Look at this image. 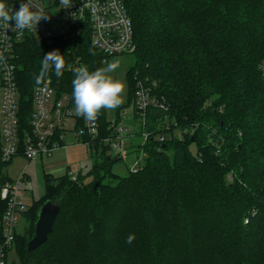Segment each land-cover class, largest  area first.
I'll return each instance as SVG.
<instances>
[{"label": "trees", "instance_id": "1", "mask_svg": "<svg viewBox=\"0 0 264 264\" xmlns=\"http://www.w3.org/2000/svg\"><path fill=\"white\" fill-rule=\"evenodd\" d=\"M125 3L137 49L128 104L116 115L133 105L140 123L139 81L167 109H150L145 129L136 126L137 136L143 129L150 134L135 145L143 155L137 173L117 174L122 157L95 143L97 157L78 181L68 173L46 176V193L33 201L16 237L19 264H264V0ZM48 49L32 36L17 48L25 124ZM58 50L63 76L48 73L58 93L72 91L74 72L65 65L76 57L90 71L105 66L88 35L65 40ZM99 114L105 134L108 110ZM47 200L61 209L48 241L29 252Z\"/></svg>", "mask_w": 264, "mask_h": 264}, {"label": "built area", "instance_id": "2", "mask_svg": "<svg viewBox=\"0 0 264 264\" xmlns=\"http://www.w3.org/2000/svg\"><path fill=\"white\" fill-rule=\"evenodd\" d=\"M22 2L24 0H6L13 10H17ZM34 3L50 15V19L38 24L37 30L19 33L12 25L0 26V264H9V253L15 249L20 233V218L33 205L28 201L31 179L27 172L23 170L16 179L8 174L14 159L23 158L29 162L52 156L56 149L72 142L84 144L89 152L94 150L95 143H100L109 147L112 155L122 157L128 152L126 144L131 145V138L137 136L135 128L125 125L124 111L110 119L109 132L105 134L101 130L100 114L94 122H86L75 113L72 91L58 93L56 79L51 74L35 86L30 119L26 124L23 122L17 48L27 37L44 42L49 47L46 55L58 50L65 40L88 35L94 48L105 57L104 62L108 57L133 54L137 49L134 25L125 0H72L73 5L68 9L63 8L60 0H34ZM81 66L89 69L88 63L78 56L65 68L74 72ZM260 70L264 75V62L260 64ZM137 86L135 109L139 124L145 129L149 110L167 109V106L142 81ZM144 129L140 135L142 144L150 135ZM160 140L164 141L165 136ZM142 165L141 153L130 171L137 173ZM67 173L72 180L78 181L80 171L71 169Z\"/></svg>", "mask_w": 264, "mask_h": 264}, {"label": "clouds", "instance_id": "3", "mask_svg": "<svg viewBox=\"0 0 264 264\" xmlns=\"http://www.w3.org/2000/svg\"><path fill=\"white\" fill-rule=\"evenodd\" d=\"M64 9L71 8L72 0H60ZM50 19L34 0H24L17 10L8 6L5 0H0V26L7 28L13 26V30L22 33L25 30H37L42 20ZM118 64L109 62L103 67L89 71L87 66L75 69L72 80V98L75 113L82 116L86 122H94L102 109H116L123 101L126 85L118 79H114L113 73ZM57 79L63 76L64 60L59 50L48 52L41 62V70L35 77L37 85L42 84L51 69ZM135 239L134 234L127 237L126 242L131 244Z\"/></svg>", "mask_w": 264, "mask_h": 264}, {"label": "rangeland", "instance_id": "4", "mask_svg": "<svg viewBox=\"0 0 264 264\" xmlns=\"http://www.w3.org/2000/svg\"><path fill=\"white\" fill-rule=\"evenodd\" d=\"M109 62H115L118 64L116 70L111 73L114 79L121 80L125 85V93L123 94V104H128V71L131 66L134 65L135 57L133 54H124V55H116L108 57L105 65ZM108 110V109H107ZM124 115L126 119L124 120L125 125L129 126L130 128H135L137 130V125L139 126L138 120L136 121V115L134 111L133 105H128L123 109ZM109 118L115 119L116 118V110H108ZM138 122V123H137ZM179 133V132H177ZM131 145L130 143L126 144V149L128 150L127 154L122 155V160L117 162L114 167V171L120 175H127L134 164L139 152L136 151L135 145L136 143H140L143 138L141 136H136L131 138ZM134 145V146H133ZM85 147L76 146L71 148L70 152L67 150H60L58 152L57 149L55 150L56 156H44L43 160L36 159L32 161H27L23 158H16L12 161L8 168V174L12 179H16L20 172L25 170L27 174L30 176L31 179V189H30V196L28 201L33 202L34 200L41 199L46 193V176L52 175L53 177L59 178L65 175V170L63 168H59L56 172L50 171L51 168L56 166H62L65 162H55L59 161L60 159H65L67 161L68 157L73 158L75 156V162L79 164L84 172H87L91 169L93 161L97 157V153L89 152ZM54 152V153H55ZM54 155V154H53ZM74 155V156H73ZM74 162V163H75ZM20 224L18 225V231L22 233L27 226V222L25 220V216H21ZM20 257L16 251L13 249L9 253V264H19Z\"/></svg>", "mask_w": 264, "mask_h": 264}, {"label": "water", "instance_id": "5", "mask_svg": "<svg viewBox=\"0 0 264 264\" xmlns=\"http://www.w3.org/2000/svg\"><path fill=\"white\" fill-rule=\"evenodd\" d=\"M108 159H110V156H108ZM60 209V204L52 200H47L40 206L35 222V234L28 243L29 252L34 251L48 241Z\"/></svg>", "mask_w": 264, "mask_h": 264}, {"label": "crops", "instance_id": "6", "mask_svg": "<svg viewBox=\"0 0 264 264\" xmlns=\"http://www.w3.org/2000/svg\"><path fill=\"white\" fill-rule=\"evenodd\" d=\"M76 146H82V147H85L87 150H88V148L84 145V144H80V143H74V142H72V143H70V144H68L67 146H63V147H60V148H58L57 149V151L56 152H58V151H60V150H67V151H69V153H72V152H70V150H71V148H74V147H76ZM84 148V149H85ZM55 152V151H54ZM53 152V154L54 155H52L53 157H55L56 156V152L54 153ZM74 156V155H73ZM44 157V156H43ZM43 157H41V158H39V159H41V160H43L44 158ZM75 156L73 157V158H70V157H68V159H67V161L65 160V159H60L59 161H55V162H65L64 164H62V166H56V165H54V167L53 168H51L50 169V171H52V173L53 172H56L59 168H63V170H65V174L69 171V170H71V169H76V170H78V171H81V170H83L82 169V167L79 165V164H77L76 162H75ZM75 162V163H74Z\"/></svg>", "mask_w": 264, "mask_h": 264}]
</instances>
